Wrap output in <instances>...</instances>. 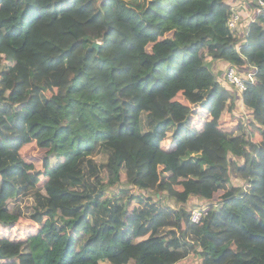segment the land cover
<instances>
[{"label": "trees", "instance_id": "obj_1", "mask_svg": "<svg viewBox=\"0 0 264 264\" xmlns=\"http://www.w3.org/2000/svg\"><path fill=\"white\" fill-rule=\"evenodd\" d=\"M131 5L0 0V221L40 224L0 236V264H264L261 0L234 28V0ZM231 65L256 73L242 96ZM33 143L56 158L41 173Z\"/></svg>", "mask_w": 264, "mask_h": 264}, {"label": "rangeland", "instance_id": "obj_2", "mask_svg": "<svg viewBox=\"0 0 264 264\" xmlns=\"http://www.w3.org/2000/svg\"><path fill=\"white\" fill-rule=\"evenodd\" d=\"M62 0H55V4L58 5L61 3ZM131 2V4L139 9H142L143 7H145L148 4V0H128ZM254 0H234L235 3V7H236V12L240 15L241 20H247L248 18H253V11L252 8L249 6V3H253ZM72 3V2H71ZM131 5V6H132ZM245 30L248 29V24H245L244 27ZM152 46V45H151ZM151 46L149 48V50H151ZM5 51V49H3ZM223 61L224 59H222L221 57L219 58H207L205 60L206 65H208L213 72H216L217 74H221L223 72ZM70 75L67 78L66 83L68 82V80L70 79ZM62 94H65L64 90H61ZM195 112L193 113L192 116V123L193 124H201V121L204 120V117L207 116V112H205V109L201 106L196 107L195 108ZM205 112V113H204ZM246 113V114H245ZM226 117L228 120H231V116L230 114H226ZM235 118L239 119V118H243L244 120H246L248 122V120H251L253 118V115L249 113V111L247 110L246 107H239L235 109ZM246 124V122H244ZM165 144L170 147V145L172 144V140L170 139V137L166 138L165 140ZM51 151L47 150V149H40L39 147L35 146L34 143L28 145L27 147H25L23 149V153L24 154H28L31 153L32 154V161L31 163L33 164V168L34 171H37L38 173H41L43 171V169H46L48 167V165L50 164V162L52 163V161H55L56 158H53L52 156H49L48 153ZM150 159V157L146 158V161H148ZM242 163V162H241ZM233 181L234 183L238 184V182L241 184L243 183V181H238L236 180V177L233 176ZM112 190H115V187L111 188ZM222 194V192L219 193L218 196H220ZM171 202L174 203V200H171ZM212 202L206 201L204 199H200L199 201L195 200H191L188 203V208L189 210H193L195 207L197 208H202L206 210L210 207V204ZM214 203L216 204L217 202L214 201ZM40 226V224L38 222L35 221H31V220H21L19 223H17L16 225L10 222H4V221H0V236H8L11 237L12 239H23L26 238L30 233L35 232L38 227ZM202 264V258H197L196 256H190L189 259L179 262L178 264Z\"/></svg>", "mask_w": 264, "mask_h": 264}, {"label": "built area", "instance_id": "obj_3", "mask_svg": "<svg viewBox=\"0 0 264 264\" xmlns=\"http://www.w3.org/2000/svg\"><path fill=\"white\" fill-rule=\"evenodd\" d=\"M261 4L264 6V1L261 0ZM240 19V15L235 11L234 15L229 20V26L231 28L236 27ZM226 79L229 84H232L242 96L248 89L247 80H250V82H255L257 80V76L255 72H249V79H246L245 77H243V75H241V73H239L234 65H231L226 70ZM204 211L205 210L202 208L194 209L191 216L192 221L195 223H199L204 215Z\"/></svg>", "mask_w": 264, "mask_h": 264}, {"label": "water", "instance_id": "obj_4", "mask_svg": "<svg viewBox=\"0 0 264 264\" xmlns=\"http://www.w3.org/2000/svg\"><path fill=\"white\" fill-rule=\"evenodd\" d=\"M101 44L102 43L100 41H94L93 45L89 49L99 48L101 46Z\"/></svg>", "mask_w": 264, "mask_h": 264}, {"label": "crops", "instance_id": "obj_5", "mask_svg": "<svg viewBox=\"0 0 264 264\" xmlns=\"http://www.w3.org/2000/svg\"><path fill=\"white\" fill-rule=\"evenodd\" d=\"M189 259V258H188ZM183 264H186V263H183Z\"/></svg>", "mask_w": 264, "mask_h": 264}]
</instances>
